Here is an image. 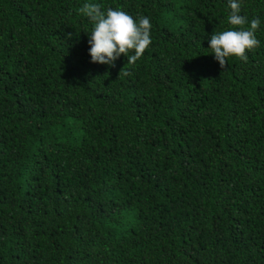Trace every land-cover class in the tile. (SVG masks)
I'll use <instances>...</instances> for the list:
<instances>
[{"label":"trees","instance_id":"trees-1","mask_svg":"<svg viewBox=\"0 0 264 264\" xmlns=\"http://www.w3.org/2000/svg\"><path fill=\"white\" fill-rule=\"evenodd\" d=\"M240 2L260 45L222 69L229 0H0V264H264V0ZM85 3L150 19L134 65L91 62Z\"/></svg>","mask_w":264,"mask_h":264},{"label":"clouds","instance_id":"clouds-1","mask_svg":"<svg viewBox=\"0 0 264 264\" xmlns=\"http://www.w3.org/2000/svg\"><path fill=\"white\" fill-rule=\"evenodd\" d=\"M229 8L231 11L227 20L232 27L222 32L215 31L209 41V49L222 69L228 66L230 57L247 61L246 53L260 45L255 36L260 20L252 19L250 27L245 28L248 21L240 14V0H229ZM80 12L93 24L88 41L92 63L114 67L115 62L124 55L127 63L134 65L152 43V25L146 16H141L137 21L123 10L108 8L105 12L95 3H85ZM131 52L134 54L130 55ZM121 74L129 73L122 70Z\"/></svg>","mask_w":264,"mask_h":264}]
</instances>
